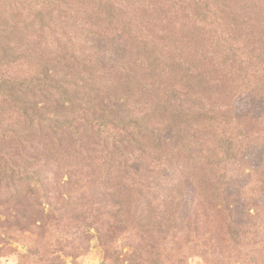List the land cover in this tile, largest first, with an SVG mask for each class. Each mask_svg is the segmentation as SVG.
<instances>
[{"label": "trees", "instance_id": "trees-1", "mask_svg": "<svg viewBox=\"0 0 264 264\" xmlns=\"http://www.w3.org/2000/svg\"><path fill=\"white\" fill-rule=\"evenodd\" d=\"M4 203L122 216L151 241L141 264L204 256L213 215L231 249H259L264 0H0Z\"/></svg>", "mask_w": 264, "mask_h": 264}, {"label": "rangeland", "instance_id": "rangeland-1", "mask_svg": "<svg viewBox=\"0 0 264 264\" xmlns=\"http://www.w3.org/2000/svg\"><path fill=\"white\" fill-rule=\"evenodd\" d=\"M218 208L220 209L221 205ZM45 211L48 212L47 206ZM211 211L217 213L216 210ZM16 213L12 205L4 203L0 206V229L6 233L4 237L0 236V264H112L115 260L118 264H141L140 256L146 259L151 246V241H140V237L136 239L138 232L130 229L132 224L125 222L122 216L105 215L100 220L101 226L96 228L88 227L84 223L82 226H76L73 220L61 222L46 219L47 223H44V220L41 222L34 215L32 218L22 220ZM219 219L220 217L213 215L207 221L206 229L210 233L206 235L212 241L211 248L204 256L201 254L188 256V263L264 264V260L258 263L253 261L255 258L264 259V242L260 243L259 249L249 251L231 249L229 246L233 245L218 228L219 225L217 226ZM55 225L60 226L57 234L50 233L52 235L50 236L47 230L50 232L49 228ZM142 233L145 235L149 232ZM210 234L217 237L214 238ZM42 235L48 237L51 246L47 248L49 252L41 260L35 258L33 254L40 248ZM27 256L29 258L25 260L24 257Z\"/></svg>", "mask_w": 264, "mask_h": 264}]
</instances>
